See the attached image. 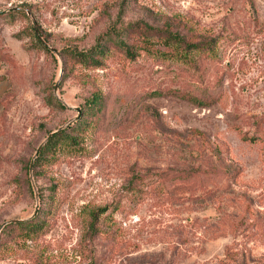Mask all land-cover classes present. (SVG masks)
<instances>
[{"label":"rangeland","instance_id":"374dc122","mask_svg":"<svg viewBox=\"0 0 264 264\" xmlns=\"http://www.w3.org/2000/svg\"><path fill=\"white\" fill-rule=\"evenodd\" d=\"M0 264H264V0H0Z\"/></svg>","mask_w":264,"mask_h":264},{"label":"trees","instance_id":"16d2710c","mask_svg":"<svg viewBox=\"0 0 264 264\" xmlns=\"http://www.w3.org/2000/svg\"><path fill=\"white\" fill-rule=\"evenodd\" d=\"M198 44H194V46L196 47ZM190 46V45H188ZM32 221L26 222L25 224L29 225L30 227H34V224L31 223Z\"/></svg>","mask_w":264,"mask_h":264}]
</instances>
